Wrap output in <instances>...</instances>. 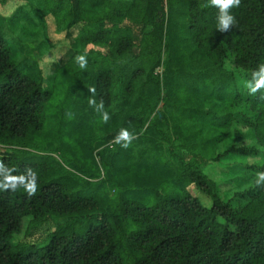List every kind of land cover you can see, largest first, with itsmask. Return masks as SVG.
Here are the masks:
<instances>
[{
  "label": "trees",
  "instance_id": "obj_1",
  "mask_svg": "<svg viewBox=\"0 0 264 264\" xmlns=\"http://www.w3.org/2000/svg\"><path fill=\"white\" fill-rule=\"evenodd\" d=\"M45 3L89 99L66 75L85 117L47 128L51 93L0 28V264H264V87L247 86L264 75V0H241L225 32L210 0Z\"/></svg>",
  "mask_w": 264,
  "mask_h": 264
},
{
  "label": "rangeland",
  "instance_id": "obj_2",
  "mask_svg": "<svg viewBox=\"0 0 264 264\" xmlns=\"http://www.w3.org/2000/svg\"><path fill=\"white\" fill-rule=\"evenodd\" d=\"M49 1L54 2L55 0ZM0 28L2 36L12 49L13 60L18 64L20 70L32 76L41 83L45 90L51 93V97L44 107L46 127L49 129L62 128L66 131L72 129L76 121L85 117L86 111L76 110L74 103L77 98L74 92H71L66 100L67 90L70 86L67 81L69 77L66 75L74 80L76 86L81 82L83 97L87 96V99H89V93H86V90H89V77L75 78L69 60L66 61L70 45L66 35L67 30H65L61 18L56 16L55 19L45 0H0ZM76 77H78L77 74ZM61 118L63 122H60ZM68 140L78 147L76 139ZM8 149L10 147L0 143V152ZM53 155L62 162L65 168L74 174H79L76 172V168L65 159L61 150ZM210 168L206 170L208 173L215 172L213 171L215 167ZM216 169L220 170L221 168ZM200 198L204 204L210 203V198L205 194L202 193ZM54 225L56 224L41 226L36 236H44L45 233L51 231L47 230V226L52 228L55 227ZM32 240H37V238L33 237L25 241Z\"/></svg>",
  "mask_w": 264,
  "mask_h": 264
},
{
  "label": "clouds",
  "instance_id": "obj_3",
  "mask_svg": "<svg viewBox=\"0 0 264 264\" xmlns=\"http://www.w3.org/2000/svg\"><path fill=\"white\" fill-rule=\"evenodd\" d=\"M214 5L216 8L219 9V15H218V22H217V29H219L221 32H225L229 29L230 26H235L237 24L236 17L231 14L232 8H238L241 5V0H210V5L207 4L205 7ZM78 60L80 61V67L84 68L86 67V60L84 56H79ZM261 72H264V63L259 65ZM251 88L252 92H256L257 89H260L264 87V75L260 76V79L256 81L255 87H252L249 83L247 85ZM90 90L94 91V88H91ZM94 101H90V103H93ZM110 119L107 112L104 113L103 120L106 123ZM132 139H134V136L128 132L127 129H122L120 131V134L116 137V143H121L122 147L127 148ZM264 175V174H261ZM8 182L13 187H15L17 178L14 177H8ZM24 190L28 193L29 196H32L37 192V183L35 182V179H33L31 182L24 185Z\"/></svg>",
  "mask_w": 264,
  "mask_h": 264
}]
</instances>
